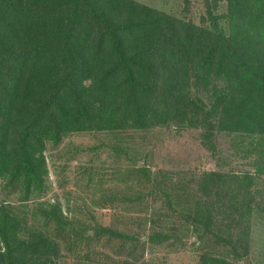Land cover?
Instances as JSON below:
<instances>
[{
  "label": "trees",
  "instance_id": "obj_1",
  "mask_svg": "<svg viewBox=\"0 0 264 264\" xmlns=\"http://www.w3.org/2000/svg\"><path fill=\"white\" fill-rule=\"evenodd\" d=\"M204 1L196 22L141 0H0V188L22 203L44 194L47 145L73 132L196 128L214 154L226 133L238 152L256 156L253 170H202L194 188L169 172L129 167L151 186L121 200H161L199 239L248 253L253 216L264 209L255 195L264 174V0ZM185 191L194 197L189 207L180 203ZM40 205L43 220L67 239H116L128 256L140 242L172 237L103 224L80 229L59 203ZM21 207L0 205V264H55L57 241L30 228ZM200 264L230 263L212 254Z\"/></svg>",
  "mask_w": 264,
  "mask_h": 264
},
{
  "label": "rangeland",
  "instance_id": "obj_2",
  "mask_svg": "<svg viewBox=\"0 0 264 264\" xmlns=\"http://www.w3.org/2000/svg\"><path fill=\"white\" fill-rule=\"evenodd\" d=\"M141 1L196 22H200L206 11L204 0H189L187 3L186 0ZM219 9H225V5L221 4ZM200 132L201 129L175 126L121 135L92 130L73 132L60 144L47 145L49 176L45 193L22 203L18 192L10 193L1 187L0 205L8 202L27 206L20 208L21 218L27 225L45 230L57 241L59 255L55 257V264H200L212 254H220L230 264H264V209L253 216V237L248 253H244L242 242L241 252L244 254L237 257L225 242L199 239L193 232L194 226L182 223L177 217L178 211L168 208L161 200H121V197L142 194L151 186L146 187L151 182L143 181L141 174L130 175L129 167L147 165L155 177L169 172L179 184L194 188L195 177L202 170L237 172L255 168L252 161L256 156L246 157L243 152H238L233 145L234 137L226 133L218 135V152L214 154L204 144ZM117 145L124 149L117 151ZM259 179L261 184L256 186L259 192L255 191V195L261 200L264 197V174ZM189 194L188 191L179 193L180 203L187 207L194 202V197ZM105 196L107 199L113 196L115 200L105 201ZM41 203L44 207L59 203L64 220L80 229L103 224L141 232L142 235L155 229L172 237L163 243L140 242L136 251L128 256V245L116 239L106 238L98 242L67 239L56 228L54 220L48 223L43 220V215L37 211L41 209Z\"/></svg>",
  "mask_w": 264,
  "mask_h": 264
}]
</instances>
